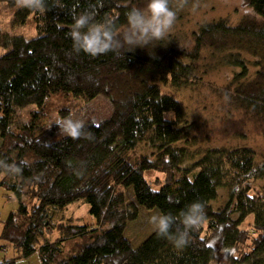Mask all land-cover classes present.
Here are the masks:
<instances>
[{"label": "trees", "instance_id": "trees-1", "mask_svg": "<svg viewBox=\"0 0 264 264\" xmlns=\"http://www.w3.org/2000/svg\"><path fill=\"white\" fill-rule=\"evenodd\" d=\"M245 1L253 15L234 24L197 23L189 41L168 33L145 47L95 57L73 50V16L91 11L97 22L110 17L123 30L128 10L147 0H45L47 11L16 9L8 27L0 23V159L31 162L22 175L0 170V185L19 203L2 220V247H12L13 257L0 264L36 253L40 264H264V189L254 183L264 179V152L246 141L251 128L264 134V0ZM1 5L15 7L14 0ZM170 6L177 11L175 0ZM29 22L35 36L14 32ZM206 65L233 68L223 87L212 86L229 112L216 129L246 143L200 147L186 104L162 89L204 84ZM70 95H103L112 104L109 117L84 121L91 139L60 135L45 125L43 110L19 132L11 128L18 109H44L50 97ZM145 145L154 152L139 153ZM221 190L228 199L216 208ZM81 201L94 224L58 220ZM194 201L204 203L206 215L183 248L155 231L138 247L127 238L140 207L178 217ZM251 215L252 229H242Z\"/></svg>", "mask_w": 264, "mask_h": 264}, {"label": "rangeland", "instance_id": "rangeland-1", "mask_svg": "<svg viewBox=\"0 0 264 264\" xmlns=\"http://www.w3.org/2000/svg\"><path fill=\"white\" fill-rule=\"evenodd\" d=\"M177 11L176 20L169 33L180 34L181 39L190 40L191 33L195 31L197 23L219 21L221 19L227 20L229 23L234 24L241 20L243 17L253 15L245 0H188V3L180 7L182 0H175ZM195 5V6H194ZM16 7H8L5 5L0 6V23L3 27H8L12 15ZM15 33L23 34L27 37H32L37 34L35 26L28 23L24 27L15 29ZM186 36V37H184ZM189 45V44H188ZM245 58L253 61L250 54L243 52ZM205 65V64H204ZM207 72L204 76V84L193 85L189 88L176 89L170 85H163L164 92H170L183 100L188 108L189 117L195 125L193 133L196 135L197 142L200 147L213 145V144H237L246 143L234 138H222L217 133V127L220 126L223 120L229 115V112L224 106L222 100L218 95L212 94V86L219 88L229 81L233 76V68L219 67L212 68L208 65ZM251 70L254 71L251 66ZM43 110L46 112V119L44 123L46 126L55 125L57 119L74 115L83 121L92 120L99 122L112 114V104L110 100L103 95L96 97L91 101H86L83 98H74L73 96H52L47 100L44 109H41L37 104H31L25 108L18 109L15 119L11 124V128L19 132L23 124H29L33 119L34 112ZM59 129V128H58ZM51 140H55V135ZM247 144H250L258 152H264V134L255 131L251 128V133L246 139ZM4 145V137L0 131V147ZM139 153L150 155L154 149L145 145L138 149ZM260 156H263L260 154ZM146 176L149 179H154L160 176L164 179V175L156 172H147ZM256 185L264 189V179L254 181ZM128 200L134 202V197L131 189L127 190ZM228 199L226 190L220 191V198L213 203L214 207L222 206ZM19 208L18 200L12 193L6 191L0 185V219L5 220L9 213L16 211ZM90 206L87 202L81 201L68 205L59 219H64V222L73 220L74 223L80 222L81 224H94L95 219L90 214ZM61 213V212H60ZM157 210H146L140 207L139 217L128 223L125 234L131 240L134 247H138L148 236L155 231L153 226L147 221L151 215L158 214ZM62 217V218H61ZM254 216L251 215L240 226L244 230H251L253 227ZM2 222L0 221V231ZM59 235V232L58 234ZM3 241L0 239V246ZM73 240L66 242V248L73 244ZM4 255V251L0 249V257ZM22 264H40L39 254H34L31 258L19 262Z\"/></svg>", "mask_w": 264, "mask_h": 264}, {"label": "clouds", "instance_id": "clouds-1", "mask_svg": "<svg viewBox=\"0 0 264 264\" xmlns=\"http://www.w3.org/2000/svg\"><path fill=\"white\" fill-rule=\"evenodd\" d=\"M187 3L188 0H182L180 7ZM14 6L17 10H48L45 0H14ZM176 15V11L170 6V0H147L145 7L128 10L126 28L118 30L112 18L106 17L97 22L94 14L86 10L73 16V24L67 35L77 53L83 52L92 57L109 52L119 53L125 45L135 49L145 47L153 40L163 39L172 29ZM54 123L58 126L60 135L65 137L74 140L92 138L85 122L74 115L62 117ZM25 168H31L30 161L22 159L9 163L0 159V170L6 173L22 175ZM205 215L204 203L194 201L178 217L158 213L151 215L147 222L153 226L159 237L180 249L188 244L190 233L200 226Z\"/></svg>", "mask_w": 264, "mask_h": 264}, {"label": "crops", "instance_id": "crops-1", "mask_svg": "<svg viewBox=\"0 0 264 264\" xmlns=\"http://www.w3.org/2000/svg\"><path fill=\"white\" fill-rule=\"evenodd\" d=\"M0 221L2 222L1 219H0ZM3 244L4 243H2V245ZM2 245L0 246V249L4 251V255L0 257V261L7 260V259H10L11 257H13L12 247H4L3 248ZM23 261L24 260H18V263L17 264H22V263H19V262H23Z\"/></svg>", "mask_w": 264, "mask_h": 264}]
</instances>
